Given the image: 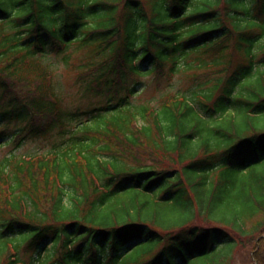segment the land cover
Returning <instances> with one entry per match:
<instances>
[{
	"label": "trees",
	"instance_id": "trees-1",
	"mask_svg": "<svg viewBox=\"0 0 264 264\" xmlns=\"http://www.w3.org/2000/svg\"><path fill=\"white\" fill-rule=\"evenodd\" d=\"M31 140L0 264H264V0H0V150Z\"/></svg>",
	"mask_w": 264,
	"mask_h": 264
},
{
	"label": "rangeland",
	"instance_id": "rangeland-1",
	"mask_svg": "<svg viewBox=\"0 0 264 264\" xmlns=\"http://www.w3.org/2000/svg\"><path fill=\"white\" fill-rule=\"evenodd\" d=\"M58 59H55L57 61ZM58 82L60 83V87L62 88V94L68 99L70 104L76 106L79 105V97H80V90L75 84L74 77L71 76L68 72L63 69H60V74L58 77ZM179 88V86H176ZM46 145H42L39 141L31 140L26 142L25 144L21 145L18 149L14 145L11 147L16 154L18 155H26V154H33L36 152L43 151L42 147ZM11 148H5L0 150V160L3 158L4 155L9 153ZM251 172V173H250ZM250 173V174H249ZM263 175L264 181V162L262 165L256 167L255 169L249 171L247 174L243 175L242 181H255V176ZM252 253L243 251L237 254V259L235 264H256L251 257Z\"/></svg>",
	"mask_w": 264,
	"mask_h": 264
}]
</instances>
